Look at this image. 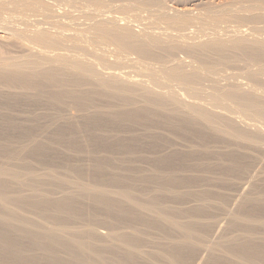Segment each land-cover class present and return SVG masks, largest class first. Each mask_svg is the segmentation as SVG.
<instances>
[{"label":"bare ground","instance_id":"6f19581e","mask_svg":"<svg viewBox=\"0 0 264 264\" xmlns=\"http://www.w3.org/2000/svg\"><path fill=\"white\" fill-rule=\"evenodd\" d=\"M167 2L0 0V264H264V0Z\"/></svg>","mask_w":264,"mask_h":264},{"label":"rangeland","instance_id":"374dc122","mask_svg":"<svg viewBox=\"0 0 264 264\" xmlns=\"http://www.w3.org/2000/svg\"><path fill=\"white\" fill-rule=\"evenodd\" d=\"M183 1H186V0H182V2ZM188 1V0H187ZM212 2L213 3H219L220 2V0H212ZM179 3V2H178ZM167 4H168V6H173L174 5V3L172 2V0H168V2H167ZM202 13H205V14H207L208 16L205 18L207 21L208 20H210V17H213L214 15H218V13H216V12H214L213 11V13H206L205 12V10H200ZM196 12V11H195ZM232 15L233 16H236V17H229L228 19H226V20H224L223 22H221V23H219L216 27H214L216 30H221L222 28H225V27H227V26H229V27H232V26H236V27H240V28H244V29H247L248 27H253V26H258L259 27V29L261 28V29H263V32H264V19H257V20H255V21H252V22H248V21H243V20H241V19H239V16H243L244 18H250L251 17V13H249V12H246V11H236V12H234V13H232ZM134 24H136L137 25V23H134ZM136 25H134L133 26V28L135 29H139V27H136ZM181 56L183 55L182 53L180 54ZM128 68V67H127ZM230 68H239V66H237V65H233V66H230ZM129 71V70H132V69H130V68H128V69H126V71ZM101 102H103L102 100H101ZM73 109H76L75 107H72ZM71 108V109H72ZM28 110V111H27ZM24 109V110H22V111H17V110H15L14 112L13 111H10V112H5L6 113V115L7 114H9V115H7V116H9V117H11V116H13V117H11V118H15L16 120H19V122H25V119H26V121H29V120H32V119H35V114L37 113V112H32L31 110H29V109ZM18 113H17V112ZM27 111V112H26ZM29 111H30V113H29ZM68 111H69V113H68ZM71 111L72 110H67L66 112L68 113V114H71ZM79 112L78 111V109L77 110H73L72 111V113H74V114H71V115H75V114H78L77 112ZM24 112V113H23ZM32 113V114H31ZM10 114H11V116H10ZM22 114V115H21ZM29 114H30V116H29ZM79 114H80V112H79ZM31 115H33V116H31ZM18 117V118H17ZM30 117V118H29ZM47 117H49V118H47ZM47 117H45V118H43V119H41V121H42V124H43V122H45L44 124L45 125H49V124H47V122H46V118H47V120L49 121L50 119H51V117H53V118H55L54 116H47ZM79 118V117H78ZM81 118V117H80ZM20 119H22V120H20ZM56 119V118H55ZM55 119L54 120H51V121H54V124H50L49 126V130L50 129H52V127H55L56 125H57V123L58 124H62V123H60V121L61 120H57L56 122H55ZM65 118H62V121H65L64 120ZM45 120V121H44ZM51 121H49L50 123H51ZM48 122V123H49ZM126 124V123H125ZM128 124V123H127ZM45 125H41V127H37L36 128V131H37V133L39 132V130H41L40 132L41 133H39V135H37V133H36V135H35V132H34V137L35 138H37V136H38V138H44L45 137V139L47 138V139H51V138H53V133L54 132H56L59 128H58V126L59 125H57L56 127H57V129H55V128H53V130H54V132H53V130H51L50 131V133H51V136H50V133H49V130L48 129H46L47 128V126H45ZM52 125H54V126H52ZM122 125V124H121ZM115 126L114 128L116 129V131H115V129H113V128H111V130L108 128V132H106V131H100V130H96V129H94V131L92 132L91 131V133L92 134H94V133H96V135H100V136H98V137H100V138H102V140H107V141H109L110 139H113V140H115V138L117 139L118 137L120 138V139H125V141L129 144V146H135V143H133L134 141H130V137H131V133L134 131V134L136 133V134H144V132H146L145 131V129L143 128V127H141L140 126V128L139 127H136L137 128V130H135L136 128H135V126H137V125H130V126H128V125H126L127 127H128V129H127V127L124 125V126ZM40 126V125H39ZM134 128H132V127ZM43 127V128H42ZM111 127H113V126H111ZM131 127V128H130ZM39 128H41V129H39ZM92 128V127H91ZM122 128V129H121ZM142 128V129H141ZM42 129H44L43 130V135H42ZM121 129V130H120ZM127 129V130H126ZM132 130V131H130V130ZM139 129V130H138ZM124 130V131H123ZM126 130V131H125ZM142 130V131H141ZM160 130H162V129H160ZM76 133H74V134H72V139L73 140H71L73 143H75V140H74V138L77 140V144H80L81 146H82V144L84 143H80L79 141H81V139L83 138V140L82 141H85L84 139V137L85 136H83L82 134L83 133H81V131L80 130H77L76 131V129L74 130ZM129 131H130V134H129ZM114 132V133H113ZM118 132V133H117ZM123 132V133H122ZM138 132V133H137ZM77 133H79L78 135H77ZM80 133H81V135H80ZM106 133V134H105ZM111 133V134H114V135H109V134ZM116 133V134H115ZM120 133V134H119ZM49 135V136H48ZM73 135H75V136H73ZM76 135H77V137H76ZM95 135V134H94ZM102 135V136H101ZM124 135H126V136H124ZM110 136V137H109ZM109 137V138H108ZM115 137V138H114ZM37 138V139H38ZM79 138H81L80 140H79ZM97 138V137H96ZM46 139V140H47ZM109 139V140H108ZM127 139H129V141H130V143L127 141ZM96 140H98V139H96ZM112 140V141H113ZM81 141V142H82ZM111 141V140H110ZM25 142H27V140L25 139ZM125 142V143H126ZM93 143V142H92ZM127 143H126V145H127ZM77 144H75L76 146H77ZM79 145V146H80ZM85 145V144H84ZM88 145H91V143H88ZM57 146V145H56ZM131 146V147H132ZM31 146H30V144H29V146H28V149L30 148ZM67 147V146H66ZM53 148V147H52ZM77 148V147H76ZM76 148H74L75 149V151H71V149H69L68 150V148H65V145H64V147L62 146H58V147H54L53 149H54V152L55 153H57L60 157H62V159L64 158V157H66V158H68V159H70L71 161H73V162H78L79 160H80V162H82L83 163V161H84V164H86L87 166H89L92 162L91 161H93V160H96V159H100V157L101 158H103L104 159V156L106 157V156H109V155H113V157L114 158H116V159H119V160H121V159H123L122 158V156L125 158V156H127L125 159H127V160H125L126 161V163L128 164V163H130V164H128L129 166H132L135 162H136V164H137V166L139 165V163L138 162H140V164L141 165H144V166H146V165H150L151 166V159L153 158V157H151L150 158V156H152L153 154H148V152H143V151H141L140 152V155H141V153H142V156H140L139 157V153H137V155H136V153H134V158H133V156H132V154L133 153H131V151H129L128 149H125V150H127V151H125V150H123V148H121V150L120 149H118V150H120V152H119V154H118V152H117V150L115 149V150H113V153L111 154V152L108 150L107 152H109V153H107V152H105L106 151V149H105V151L104 150H102V149H104V148H102V149H99L98 150V153H97V155H94L93 156V154H91V153H88V152H82L81 151V149H78V153L76 152L77 150H76ZM81 148V147H80ZM74 149H72V150H74ZM30 152L28 153V155H29V157L31 156V151H32V148L29 150ZM81 151V152H80ZM100 151H103V152H100ZM122 151V152H121ZM124 151V152H123ZM100 152V153H99ZM126 152V153H125ZM127 152H130L131 154H129V153H127ZM60 153V154H59ZM72 153H74V154H72ZM83 153V154H82ZM121 153H125V154H121ZM144 153V154H143ZM146 153V154H145ZM84 154H86V156H84ZM90 154V156H88ZM99 154V155H98ZM107 154V155H106ZM104 155V156H103ZM147 156V159L149 158V160H147L148 162H150V163H148V162H145L146 160V158L145 159H143L145 156ZM77 156H79V157H77ZM98 156V158H96ZM131 156H132V158H131ZM136 156V157H135ZM82 157L84 158V160L82 161L81 159H82ZM87 157V158H86ZM94 157V159H92ZM130 159V161H129V159ZM138 160V161H136V159ZM87 159V160H86ZM91 159V160H90ZM143 159V160H142ZM30 160V159H29ZM124 160V159H123ZM122 160V161H123ZM31 161H32V158H31ZM124 161V162H125ZM79 162V163H80ZM86 162V163H85ZM145 162V163H144ZM33 163H35V160H34V162ZM88 163H89V165H88ZM144 163V164H143ZM146 163H148V164H146ZM136 164H134V165H136ZM34 166H37V167H40L41 165H37L36 163L34 164ZM146 167H148V166H146ZM89 172H90V174H91V172H93V169L90 167V169H89ZM104 229V230H103ZM106 229H105V227L104 228H102V227H100V229H99V231L101 232V231H105Z\"/></svg>","mask_w":264,"mask_h":264}]
</instances>
